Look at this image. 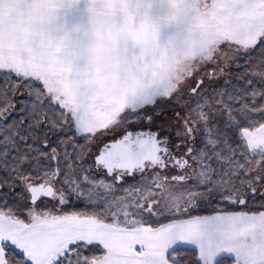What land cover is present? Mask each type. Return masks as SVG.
I'll use <instances>...</instances> for the list:
<instances>
[{
	"label": "snow or ice",
	"instance_id": "obj_1",
	"mask_svg": "<svg viewBox=\"0 0 264 264\" xmlns=\"http://www.w3.org/2000/svg\"><path fill=\"white\" fill-rule=\"evenodd\" d=\"M0 264H264V0H0Z\"/></svg>",
	"mask_w": 264,
	"mask_h": 264
}]
</instances>
